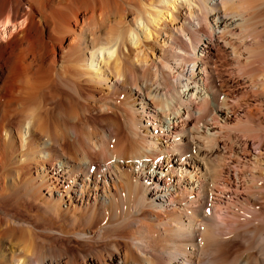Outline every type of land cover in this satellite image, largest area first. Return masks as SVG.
Listing matches in <instances>:
<instances>
[{"label": "bare ground", "instance_id": "1", "mask_svg": "<svg viewBox=\"0 0 264 264\" xmlns=\"http://www.w3.org/2000/svg\"><path fill=\"white\" fill-rule=\"evenodd\" d=\"M1 23L0 264H264V0H0Z\"/></svg>", "mask_w": 264, "mask_h": 264}, {"label": "rangeland", "instance_id": "2", "mask_svg": "<svg viewBox=\"0 0 264 264\" xmlns=\"http://www.w3.org/2000/svg\"><path fill=\"white\" fill-rule=\"evenodd\" d=\"M22 24H23V22H21V23H19L17 26H15V27H20V26H22ZM11 27V28H15L14 26H12V24H10V23H8L7 25H4L3 23H1L0 24V40H5V38H7L9 35H10V32L9 33H7V34H3V30H4V27ZM219 65H221V64H219L218 63V66ZM227 65V66H226ZM229 67V68H228ZM219 68V72H220V74H225V75H227V77H229V78H227L225 75H222V77L223 78H225L226 79V81H228L227 82V84H228V87L229 88H232V87H234V88H236V82L233 80V78H235L236 77V75H237V73L234 71V69L229 65V63H226L224 66H219L218 67ZM222 68L224 69V72H221V70H222ZM233 70V71H232ZM223 71V70H222ZM226 72V73H225ZM231 72V73H230ZM234 73V74H233ZM232 75H233V77H232ZM229 80H230V82H229ZM230 83V84H229ZM231 85V86H230ZM247 91V90H246Z\"/></svg>", "mask_w": 264, "mask_h": 264}]
</instances>
